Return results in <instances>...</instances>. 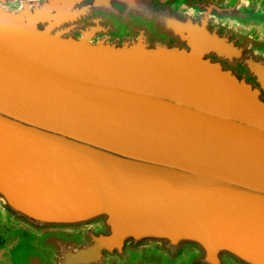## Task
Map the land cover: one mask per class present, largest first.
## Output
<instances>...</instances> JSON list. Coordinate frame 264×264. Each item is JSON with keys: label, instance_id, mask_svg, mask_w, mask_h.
<instances>
[{"label": "water", "instance_id": "water-1", "mask_svg": "<svg viewBox=\"0 0 264 264\" xmlns=\"http://www.w3.org/2000/svg\"><path fill=\"white\" fill-rule=\"evenodd\" d=\"M15 264H264V0H0V228Z\"/></svg>", "mask_w": 264, "mask_h": 264}, {"label": "flooded vegetation", "instance_id": "flooded-vegetation-1", "mask_svg": "<svg viewBox=\"0 0 264 264\" xmlns=\"http://www.w3.org/2000/svg\"><path fill=\"white\" fill-rule=\"evenodd\" d=\"M21 243L22 239L18 234L5 227L0 228V264H15L12 251Z\"/></svg>", "mask_w": 264, "mask_h": 264}]
</instances>
